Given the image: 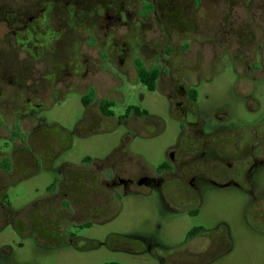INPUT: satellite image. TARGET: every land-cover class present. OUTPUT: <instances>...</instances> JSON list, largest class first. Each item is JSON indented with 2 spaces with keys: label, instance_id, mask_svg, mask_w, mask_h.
Returning <instances> with one entry per match:
<instances>
[{
  "label": "flooded vegetation",
  "instance_id": "obj_1",
  "mask_svg": "<svg viewBox=\"0 0 264 264\" xmlns=\"http://www.w3.org/2000/svg\"><path fill=\"white\" fill-rule=\"evenodd\" d=\"M173 1H176L173 8L160 5L166 10L164 13L169 15L175 10L184 19L188 18V0H167L166 3ZM205 1L204 4L212 8L206 17H214L215 22L197 28L203 35L216 38L226 63L230 62L231 69L240 76L241 87L237 88V96L249 102L255 80V58L250 57L246 49L255 43L254 31L250 30L248 23L250 15L246 13V23L240 24L238 20L234 21L236 17L231 11L223 13L220 9L223 5L230 10L241 5L238 0ZM242 5L249 12L251 3ZM38 6L29 5L18 14L8 12L10 17L5 19L8 29L17 38L15 44L23 51L29 47L28 43H33L29 40L30 33L40 35H36L34 27L36 18L49 15L51 10L58 11ZM253 15L256 17V12ZM107 20L113 24L120 20V16H108ZM164 22L186 37L187 33L195 31L194 28L189 30L177 26L167 17ZM39 27L43 28L40 24L36 28ZM40 28L38 33L42 34ZM25 34L28 39L21 40ZM167 37L170 39L164 41L163 47L153 49L154 54L146 58L138 55L127 58L126 50L121 46V57L124 58L117 62V71L103 67L101 56V67L107 72H89L88 69L94 65L90 63L79 66L74 75L56 79L50 89L51 96L54 97L63 87L67 93L81 96L83 111L71 131L46 123L40 115L44 110L42 105L28 107L9 126L0 125V129L7 131L6 136L0 137L9 140V152H0V233L12 226L17 235L32 242L45 255L43 264H75L72 257L80 260L87 257L88 264L90 251L109 245L110 235L102 240L95 238L94 225L101 226L116 218L123 198L128 195H153L164 212L173 213L184 211L195 203L201 206L210 190H231L242 198L241 216L245 227L261 242L260 250L264 252V184L259 182L264 169V118L255 124L235 125L227 123L231 115L225 108L200 109L197 104L198 87L188 88L186 85L199 86L202 80L211 81L207 75L214 66L223 64L222 58L209 60L202 71L192 72L190 67L184 66L183 59L190 51L187 44L191 40L186 39L177 50L171 36L168 34ZM201 43L203 46L209 41ZM33 47L38 50L37 45ZM133 50L139 53L142 47L135 46ZM176 58L180 59L177 63L174 62ZM262 64L264 66L263 58ZM23 76L25 87L33 88L35 85L28 84L31 78L26 74ZM39 81H36L37 85ZM126 86L131 89L139 87L147 94L163 97L167 117L178 125L176 140L168 145L165 157L155 167L148 165L139 154L131 152L129 145L137 137L149 135L147 126L165 130L164 118L135 105H127L117 116L115 106L123 100L121 91ZM144 100V95H141V103ZM118 128H122L123 133L120 144L112 153L102 157L86 154L78 161L63 160L65 149L71 147L70 141L74 136L85 138L113 133ZM45 131L48 135L41 134ZM40 135L46 139H41ZM27 167L38 168L37 174L45 172L51 181L43 186L38 197L23 208L14 209L7 200V189L13 185L8 182ZM176 202L181 204V208L175 206ZM119 236L120 239L137 242L140 248L116 247L115 250L131 255H152L159 264H210L234 249L230 228L225 223H219L210 230L192 228L177 249L141 236ZM11 250L7 245L0 248V264H11ZM52 253H55V258Z\"/></svg>",
  "mask_w": 264,
  "mask_h": 264
},
{
  "label": "rangeland",
  "instance_id": "obj_2",
  "mask_svg": "<svg viewBox=\"0 0 264 264\" xmlns=\"http://www.w3.org/2000/svg\"><path fill=\"white\" fill-rule=\"evenodd\" d=\"M41 1L0 0V125L9 126L28 107L42 105L44 110L40 115L46 123H54L71 131L83 111L80 105L81 96L67 93L66 87H63L53 97L50 95L52 83L56 79L74 75L79 66L90 63L94 65L88 69L89 72L117 71V62L124 58L121 57V46L126 50L127 58L133 55L151 57L154 54L153 49L160 50L164 41L170 39L168 34L177 50L186 39L191 40L187 44L190 45V51L183 59L184 66L190 67L192 72L202 71L204 66H208L209 60L222 58L223 64L214 66L207 75L211 81L202 80L199 86L186 85L188 88L198 87L197 104L200 109L225 108L231 115L227 123L235 125L255 124L264 118V0H238L241 5H235L231 10L224 5L220 8L223 13L231 11L236 17L234 21L238 20L240 24L246 23V13L250 15L248 23L250 30L254 31L255 43L246 49L250 52L249 56L255 58V80L253 85L251 84L253 91L252 100L249 102H244L237 96V88L241 87L240 76L231 69L230 62L226 63L225 54L219 50L216 38L203 35L198 30L199 25L202 28V25L209 26L215 22L214 17H206L212 8L204 4L205 0H188L189 19H184L175 10L170 11L169 15L164 13L166 10L161 7L173 8L176 1L167 4V0H53L51 2L58 11L51 10L49 15L36 18L37 25L34 24V27L36 35H40L30 33L29 40L33 43H28L29 47L23 51L15 44L17 38L8 29L5 19L10 17L8 12L15 11L18 14L29 5L38 4L37 8H44ZM154 1L156 5L153 4ZM243 3H251L249 12L242 7ZM255 12L256 17L253 15ZM117 15L120 20L110 24L107 17ZM166 17L181 28H194L195 31L187 33L186 37L165 23ZM39 24L43 27H39L42 34L38 33L39 28H36ZM22 37L21 40L28 39L27 34ZM204 40L209 43L202 46L201 42ZM34 45L38 46V50L34 49ZM135 46H141L142 51L135 53ZM198 52L200 54L197 57ZM101 56L104 60L103 67L107 70L101 67ZM178 60L180 59L176 58L174 62L177 63ZM24 74L31 78L28 84L35 85L33 88L25 87ZM36 81H39L40 86ZM121 92L123 100L115 106L114 111L117 116L124 112L127 105H135L146 109L152 115L164 118L165 130L159 131L156 127L147 126L149 135L137 137L129 145L131 152L139 154L148 165L155 167L165 157L168 145L176 140L178 125L167 117L163 97L147 94L139 87L131 89L126 86ZM141 95L145 97L142 103ZM122 133V128H118L113 133H101L85 138L74 136L70 141L71 147L65 149L63 160L78 161L86 154L99 157L110 154L120 144ZM41 134L48 135V132ZM0 135L6 136L7 131L0 129ZM40 137L46 139L43 135ZM8 147L9 140L0 137V152L8 153ZM37 171L38 168L27 167L8 182L13 185L7 189V200L14 209L23 208L29 201L38 197L43 191V186L51 181V177L45 172L37 174ZM259 182L264 184V169L259 175ZM243 203L242 198L234 191L210 190L205 194L201 206L195 203L184 211L166 213L153 195H128L123 198L121 211L116 218H111L101 226L94 225L96 239L102 240L110 235L109 247L90 251L88 264H159L152 255H131L122 250H115L116 247L140 248L137 242L120 239L119 235L141 236L170 249H177L192 228L204 227L210 230L219 223L229 226L234 249L230 254L221 256L210 264H264V252L260 250L262 244L247 231L241 216ZM175 206L181 208L178 202ZM194 210L197 211L196 214L192 213ZM5 245L12 249L9 258L11 264H43L45 261V255H42L32 242L17 235L12 226L4 228L0 233V248ZM52 255L55 258V253ZM72 259L75 264H87L86 259ZM62 261L65 259L62 258Z\"/></svg>",
  "mask_w": 264,
  "mask_h": 264
},
{
  "label": "trees",
  "instance_id": "obj_3",
  "mask_svg": "<svg viewBox=\"0 0 264 264\" xmlns=\"http://www.w3.org/2000/svg\"><path fill=\"white\" fill-rule=\"evenodd\" d=\"M51 1H53V0H42L41 1V6H43L44 8H46V9H50V8H55V4L54 3H52ZM57 1V0H56ZM58 2H59V0H58ZM63 4V3H62ZM150 81V80H149Z\"/></svg>",
  "mask_w": 264,
  "mask_h": 264
}]
</instances>
